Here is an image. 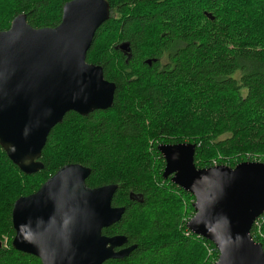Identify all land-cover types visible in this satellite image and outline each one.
<instances>
[{
    "label": "trees",
    "instance_id": "16d2710c",
    "mask_svg": "<svg viewBox=\"0 0 264 264\" xmlns=\"http://www.w3.org/2000/svg\"><path fill=\"white\" fill-rule=\"evenodd\" d=\"M68 1L0 0V31L21 13L35 28L54 27ZM109 2L110 18L96 32L87 61L101 65L105 78L115 83L113 106L85 116L67 112L50 132L44 168L36 173L23 172L0 145V220L10 239L8 248H0V264H42L13 247V206L68 163L91 168L89 187L118 185L112 204L125 206V212L103 234L125 235L127 245L137 247L103 264H182L180 253L204 242L219 257L210 240L197 242L190 229L192 237H186L180 228L187 212L195 214L193 203L184 200L195 196L164 179L166 162L158 144L194 143L198 168L264 162V0ZM123 42L130 44L129 54L117 48ZM68 125L76 127L82 154L51 168L47 151L58 146L55 130ZM136 151L142 164L130 158ZM254 226L251 236L264 248V221L260 230ZM203 257L200 248L198 260Z\"/></svg>",
    "mask_w": 264,
    "mask_h": 264
},
{
    "label": "water",
    "instance_id": "95a60500",
    "mask_svg": "<svg viewBox=\"0 0 264 264\" xmlns=\"http://www.w3.org/2000/svg\"><path fill=\"white\" fill-rule=\"evenodd\" d=\"M109 18V0H70L54 27L35 28L21 13L0 31V145L26 174L44 168L48 136L67 112L85 116L113 106L115 83L101 65L87 61ZM117 48L131 50L128 42ZM158 150L166 162L163 177L195 196L188 228L215 244V264H264V248L251 236L264 213V162L198 168L194 143H162ZM90 175V167L68 163L19 197L12 210L13 247L42 264H103L130 255L137 245H127L125 235L103 234L125 212L112 204L118 185L89 187Z\"/></svg>",
    "mask_w": 264,
    "mask_h": 264
},
{
    "label": "rangeland",
    "instance_id": "374dc122",
    "mask_svg": "<svg viewBox=\"0 0 264 264\" xmlns=\"http://www.w3.org/2000/svg\"><path fill=\"white\" fill-rule=\"evenodd\" d=\"M165 61H166L165 59H162V63H164ZM145 122L147 124H150V117L149 116L146 117ZM64 127H61V128H58L57 130H55V134H57L56 136H57V140H58L57 141L58 142L57 148L48 149V151H47V155L49 156L50 162L52 165L51 168H56L58 165L62 164L63 162H67L69 160L77 159L82 154V152H81L82 149L80 148L79 144L75 140V137H77V130L75 129L76 127H74L73 125H70V126L68 125V126H64ZM152 141L153 140H149L148 145H151ZM186 142H189V141H186ZM178 143H185V142H178ZM159 144H162V143L160 142ZM145 145H146V143L144 145H142L141 147H144ZM3 151H4V153L3 152L2 153L5 155L6 151L5 150H3ZM3 154L0 153V156H3ZM137 154H139L138 151H136V153H133V155L130 158L132 160H137V164L138 163L142 164V162L138 160ZM246 161H261V160L249 159ZM223 165H226V164H223ZM227 166H230V165H227ZM230 167H232V166H230ZM46 181L47 180H45L44 182H46ZM166 183L167 182H165L164 184H166ZM25 184H27V182H25ZM3 188H4L3 182H0V192L3 190ZM21 188H22V186H21V184H19L20 190H18V191H21ZM184 201L186 203L188 201L190 203L194 202V200L192 201V199H186ZM186 207L187 206H185L184 208H186ZM185 213H186V211H185ZM189 216H190V213L187 212V214H185L184 217H182L181 225H180V228L183 229L184 235L186 237L191 236L190 231L188 230L189 229L188 228V222L190 221V219L193 216H191V217H189ZM4 230H6V227H5L4 219H2V222L0 220V248H8L9 247L10 239H9V236L5 232H3ZM195 236L197 238V242L203 241L204 237H202L201 235L195 234ZM175 237L176 236H173V239H172L173 241L177 240ZM200 245L202 247H199V248L194 247L190 252H187V253L181 252L180 253L181 261L179 263H182V264H215L218 260V257H217L218 255H217V252H216V249L214 248V246L212 244H210V242H204V243H201ZM200 248H202L204 250V257L202 258L201 261L198 260V252H199ZM9 264H13V262L9 263Z\"/></svg>",
    "mask_w": 264,
    "mask_h": 264
},
{
    "label": "built area",
    "instance_id": "2783aa9c",
    "mask_svg": "<svg viewBox=\"0 0 264 264\" xmlns=\"http://www.w3.org/2000/svg\"><path fill=\"white\" fill-rule=\"evenodd\" d=\"M264 221V216H262V214L254 221L253 225H255L258 230H260L261 224ZM254 226V227H255Z\"/></svg>",
    "mask_w": 264,
    "mask_h": 264
},
{
    "label": "flooded vegetation",
    "instance_id": "af4514ba",
    "mask_svg": "<svg viewBox=\"0 0 264 264\" xmlns=\"http://www.w3.org/2000/svg\"><path fill=\"white\" fill-rule=\"evenodd\" d=\"M119 50H121L120 48H118ZM122 52H125V51H123V50H121ZM126 53H128L129 54V51H127ZM152 62V61H151ZM148 64H151V63H148Z\"/></svg>",
    "mask_w": 264,
    "mask_h": 264
}]
</instances>
